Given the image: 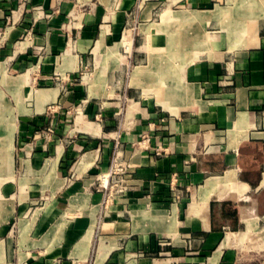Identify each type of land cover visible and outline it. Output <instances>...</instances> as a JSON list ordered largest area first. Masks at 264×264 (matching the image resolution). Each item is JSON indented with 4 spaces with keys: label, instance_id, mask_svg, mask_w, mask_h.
<instances>
[{
    "label": "crops",
    "instance_id": "obj_1",
    "mask_svg": "<svg viewBox=\"0 0 264 264\" xmlns=\"http://www.w3.org/2000/svg\"><path fill=\"white\" fill-rule=\"evenodd\" d=\"M160 2L0 0V264H264V0Z\"/></svg>",
    "mask_w": 264,
    "mask_h": 264
},
{
    "label": "rangeland",
    "instance_id": "obj_2",
    "mask_svg": "<svg viewBox=\"0 0 264 264\" xmlns=\"http://www.w3.org/2000/svg\"><path fill=\"white\" fill-rule=\"evenodd\" d=\"M166 2L167 0H161L160 2V6L159 8L157 9V14L156 16L153 18L154 21L160 23V20L162 18L161 16V13H163L165 7H166ZM32 13H34V18H35V21L38 20V19H51L52 16H53V13H44L43 10L40 8V7H35L32 9ZM34 25V26H33ZM31 29H34L35 28V24L33 23ZM145 26H146V23L144 22H140V25L137 24V27L138 29H140L142 31V40L140 43H137L136 42V47L139 45L138 48H140L141 51H143L144 53H147V52H150V51H153V52H159V53H165L167 52V50L169 49V45H170V42L166 41V38L168 36L169 33H173V32H178V33H181L183 30L182 28L180 29H176L178 31H176L174 28V25L173 26H160L159 27V32H155L153 31V34H158V39L157 41H154V40H151V39H148L149 37H147V35L145 34ZM133 27V26H132ZM178 28V27H177ZM150 33V32H149ZM133 48V44H131V46H127L124 45V47H122V50H130ZM180 52L178 53L177 56L174 57L173 61H174V65L177 67L178 65H181L182 66V63H184L185 61V58L183 57V54H182V51L181 49L179 50ZM102 60V59H101ZM100 61V59H99ZM144 62H146V59H144ZM122 63H125L124 61ZM92 69H86L84 72H81L80 74L76 75L73 79V81H83L84 83H88V81H92V80H95L92 76ZM130 69L128 68L127 69V78H129L130 74ZM4 77H6V75H0V132L5 130L7 125H10L12 122L11 121H8L10 123H8L7 121H4L5 119H7V117L9 118V116H7L8 114V108L9 109L11 107H13V104H12V100H11V97L9 96V94L7 93L6 89H5V80H4ZM71 81V80H70ZM59 84H63L64 86L65 85V80H60L59 81ZM63 93L65 95H69L72 91H71V87L67 86L64 90H62ZM86 95V94H85ZM17 123V122H15ZM55 134L54 132V127L53 126H48L47 129L45 130V139L47 142H51L53 141V135ZM0 141H1V138H0ZM0 159H1V155H0ZM117 164V163H116ZM0 177H3V178H6V170H5V165L3 166L0 162ZM116 168L114 169V172L112 173L113 175H116L118 172H119V169L120 167L118 166H115ZM50 173H49V169L47 170V176L49 177ZM247 236H248V233L245 235V238L243 239V242H245L247 240ZM257 238H264V222L262 223V226L260 227V230L258 232V234L256 235H253L251 237V241L252 240H255ZM263 241L262 242H259L258 245H256L255 247L258 248V247H262L264 246V239H262Z\"/></svg>",
    "mask_w": 264,
    "mask_h": 264
},
{
    "label": "bare ground",
    "instance_id": "obj_3",
    "mask_svg": "<svg viewBox=\"0 0 264 264\" xmlns=\"http://www.w3.org/2000/svg\"><path fill=\"white\" fill-rule=\"evenodd\" d=\"M124 44V43H123ZM127 50V49H126ZM52 93V92H51ZM8 123H10V122H8ZM8 129V131H7V135H8V138L9 139H12L11 137H12V135H13V132H14V126H11V127H8L7 128ZM11 141V140H10ZM7 144V143H6ZM10 149V148H9ZM8 151V150H7ZM6 156V155H5ZM7 162H9V163H11V159H10V153H8L7 154ZM249 225V224H248ZM252 229H253V227H252ZM247 233H243V234H241L240 236H239V239L243 242V239L245 238V235H246Z\"/></svg>",
    "mask_w": 264,
    "mask_h": 264
},
{
    "label": "built area",
    "instance_id": "obj_4",
    "mask_svg": "<svg viewBox=\"0 0 264 264\" xmlns=\"http://www.w3.org/2000/svg\"><path fill=\"white\" fill-rule=\"evenodd\" d=\"M115 166H117L116 163H114V165L111 167V172H112V173L114 172V169L116 168ZM174 187H175V185L172 184V187H171V188H172L173 190H175Z\"/></svg>",
    "mask_w": 264,
    "mask_h": 264
}]
</instances>
